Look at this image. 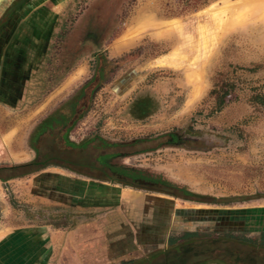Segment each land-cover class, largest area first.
Segmentation results:
<instances>
[{"label": "rangeland", "instance_id": "374dc122", "mask_svg": "<svg viewBox=\"0 0 264 264\" xmlns=\"http://www.w3.org/2000/svg\"><path fill=\"white\" fill-rule=\"evenodd\" d=\"M18 1L0 0V167L30 161L33 126L85 86L69 140L116 144L114 162L187 190L194 203L174 204L196 217L154 229L143 220L134 251L112 262L108 207L92 208L112 192L49 165L0 182L2 258L264 264V249L244 241L264 231V1ZM83 156L68 149L54 161L83 172ZM99 215V230L87 225ZM146 233L156 244L143 250Z\"/></svg>", "mask_w": 264, "mask_h": 264}, {"label": "crops", "instance_id": "0c3cea01", "mask_svg": "<svg viewBox=\"0 0 264 264\" xmlns=\"http://www.w3.org/2000/svg\"><path fill=\"white\" fill-rule=\"evenodd\" d=\"M262 1L264 0H259V2ZM113 160L114 159L111 158L107 163H116ZM92 163H96L94 158H92ZM69 171L80 176L82 179L80 181L97 182L98 186L103 185L107 187L106 189L112 192V199L109 200L108 204L106 203V201L102 203L99 197L97 198V202L92 204V208L94 211L100 210L102 205L106 208L108 207L107 213L110 220L109 236L112 238V262L117 259L116 254L119 253L122 255L121 257L124 258L126 255H129L134 251V242L132 240L134 236L133 228H142L141 225L143 223V220L148 223H143L144 228L154 229L156 227L163 228L164 224L161 223H164L167 220L168 223L169 221L172 224L178 223L180 227L183 217H187L189 221H192L193 218L196 217L195 211L181 210V206L179 208L174 204L177 201L183 204L194 203V201L190 199V197L183 196L180 193L158 191L147 188L148 190H150V192L148 193L141 189V187L128 185L129 181L127 180H124V182L126 183H118L117 180L112 179V177L100 175L94 170L90 173L78 171L76 173L73 170ZM83 197L85 196H83L82 194L81 198ZM97 218L98 221L92 220V222L87 223V225H95L98 223L99 230L101 228V216L99 215ZM133 220H135V223H137L138 225H134L132 222ZM157 222H159L160 224H157ZM98 233H95L94 236L99 237L100 233ZM145 237L146 240L140 241L141 243L139 242L138 245V247L143 250H147L149 245L153 246L156 244L154 239H150V235L148 233L145 234ZM20 239H22V237H20ZM167 240L168 238H166L164 242H166ZM9 261V258L6 259V256L2 258V254H0V264H10L8 263Z\"/></svg>", "mask_w": 264, "mask_h": 264}, {"label": "trees", "instance_id": "16d2710c", "mask_svg": "<svg viewBox=\"0 0 264 264\" xmlns=\"http://www.w3.org/2000/svg\"><path fill=\"white\" fill-rule=\"evenodd\" d=\"M22 1L23 0H20L15 5L17 6ZM110 64L111 63L108 61L103 62V64L99 67L101 72L99 74L100 76L102 75L106 66ZM84 87L85 86H82V88L75 92V94L69 100V104L66 106H60V108L54 112H50L33 126L27 137V146L33 152V158L25 163L1 166L0 175L1 173H7L5 176H0L1 183H4L5 181L15 177H21L37 172L49 165L60 166L64 169H68L67 167L60 165L62 162H56L54 160H57L58 153L65 152L68 149H75L77 151L82 149L81 145L84 144V142L80 144L73 143L68 138V132L72 128L73 124L84 114V112H80L83 110V105H81L83 99H81L80 96L84 92ZM72 102L74 103L73 106L71 105ZM66 109H68L69 112H65ZM77 109H79V112ZM75 110L76 112H73ZM43 141H46V144H43ZM85 143V152L87 153L88 157L94 158L95 162L101 169L105 168L109 159H113L115 156L120 155V152L117 151L118 146L116 144L105 142L99 138L89 139L85 141ZM128 170L132 174H140V171L136 169ZM117 182L126 183L122 180H117ZM163 183L167 182L163 181ZM128 185L140 187V184L134 182H129ZM195 235V232H185L180 239L190 238ZM207 235H217L225 238H232L234 233L207 232ZM172 241L173 239H168L169 243ZM244 241L253 244V246L257 249H264V231L258 232L252 240L245 239Z\"/></svg>", "mask_w": 264, "mask_h": 264}, {"label": "flooded vegetation", "instance_id": "af4514ba", "mask_svg": "<svg viewBox=\"0 0 264 264\" xmlns=\"http://www.w3.org/2000/svg\"><path fill=\"white\" fill-rule=\"evenodd\" d=\"M101 60L98 61V63H100ZM100 69H97L96 75L98 76L100 74ZM84 92L81 94L80 98L83 99L84 98ZM75 101V100H74ZM73 101V102H74ZM72 102V106L74 105V103ZM77 104V103H76ZM78 106V105H77ZM79 112V109H77ZM65 112H69L68 109L65 110ZM73 112H76L73 111ZM80 150H78L79 152H85V148H86V143L84 142V144L81 145ZM77 167L81 168V171H85V172H92L93 170L97 173H99L100 175H104V176H109L112 177V179L115 180H127L129 182H134V183H138L140 185H147L149 187H151L153 190H158V191H167V192H173V193H180L183 196H189V192L185 189H182L180 187H176V186H172L169 185L167 183H163L162 179L156 178V177H152V176H147L145 174H132L128 169L119 166V164L117 163H106V166L104 169H101L98 164L96 163H92V158L90 157H86L83 156V160L82 162L77 164Z\"/></svg>", "mask_w": 264, "mask_h": 264}, {"label": "bare ground", "instance_id": "6f19581e", "mask_svg": "<svg viewBox=\"0 0 264 264\" xmlns=\"http://www.w3.org/2000/svg\"><path fill=\"white\" fill-rule=\"evenodd\" d=\"M213 10V9H212Z\"/></svg>", "mask_w": 264, "mask_h": 264}]
</instances>
